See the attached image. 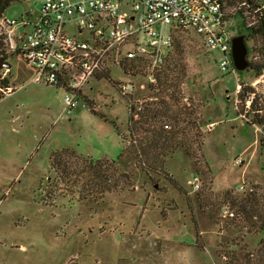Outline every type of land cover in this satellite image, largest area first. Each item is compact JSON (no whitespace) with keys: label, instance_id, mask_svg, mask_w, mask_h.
Wrapping results in <instances>:
<instances>
[{"label":"rangeland","instance_id":"obj_1","mask_svg":"<svg viewBox=\"0 0 264 264\" xmlns=\"http://www.w3.org/2000/svg\"><path fill=\"white\" fill-rule=\"evenodd\" d=\"M42 2L13 3L3 18L36 17ZM238 24L228 22L230 40L241 36ZM3 44L11 70L0 69V264H264V73L224 74L218 50L180 34L178 97L199 110L181 123L180 146L144 151V133L127 137V101L115 85L132 84L133 97L148 100L150 91L136 89L146 83L138 65L112 66L113 84L93 79L91 106L69 112L63 92L31 84L33 73ZM244 87L254 92L243 103ZM256 95L258 117L248 112Z\"/></svg>","mask_w":264,"mask_h":264},{"label":"built area","instance_id":"obj_2","mask_svg":"<svg viewBox=\"0 0 264 264\" xmlns=\"http://www.w3.org/2000/svg\"><path fill=\"white\" fill-rule=\"evenodd\" d=\"M222 4V0H43L36 17L29 13L18 21L2 18L0 24L6 35L3 41L33 73L30 83L62 91L64 108L70 112L91 106L87 92L93 79L106 71L110 74L112 66L138 65L146 83L136 89L150 91L148 100L135 99L132 84H116L128 112L134 110L131 115L137 119V112L156 100L150 88L172 60L176 39L184 32L199 37L206 50H218L223 55L218 63L221 72L236 76ZM182 102L191 103L188 97ZM212 128L209 124L208 130ZM189 186L192 192L200 190L198 174H193ZM242 190L241 186L237 191Z\"/></svg>","mask_w":264,"mask_h":264},{"label":"trees","instance_id":"obj_3","mask_svg":"<svg viewBox=\"0 0 264 264\" xmlns=\"http://www.w3.org/2000/svg\"><path fill=\"white\" fill-rule=\"evenodd\" d=\"M25 0H0V20L3 18L4 12L13 3L24 2ZM222 11L224 12V20L229 22L231 19H238L237 33L244 37L246 45H248V62L249 68L244 72L253 73V77L257 78L264 73V0H222ZM226 9L231 10L228 14ZM230 19V20H229ZM4 36L0 37V58L3 57L6 60V51L3 44ZM178 58H173L168 62L164 69L157 74V83L151 87L153 97L156 98L152 103H148L139 112H137V119H134L131 114L134 110L129 112L127 123V137L130 139L138 140V134L144 133V140L147 143H142L141 150L149 151L150 148H157L159 151H172L175 147L181 145V129L180 125L184 121H188L190 117L194 121V116L198 112V105L192 104L187 107L180 104L178 95L180 94L179 76H174V73L178 71L180 67L181 51H176ZM18 56L17 53H13ZM12 54V55H13ZM254 54L253 60L251 59ZM257 56V58H255ZM128 70V69H127ZM126 71V70H124ZM244 72H239L242 74ZM100 77V78H99ZM98 79H106L113 84L110 79L109 71L104 72ZM116 85V84H115ZM254 91L249 87H244L240 92L239 97L244 103L249 94ZM257 95L253 97L248 112H255L259 114L257 107L259 106L257 101ZM128 107V106H127ZM261 107V106H259ZM247 112V113H248ZM199 116L195 118V122L199 121ZM258 117V115H257ZM106 120V118H104ZM163 119H168L172 123L171 130H165L164 127L168 126ZM256 123V122H255ZM259 123H264V116H261ZM116 129V127H115ZM116 131L119 133L118 129ZM122 140L125 141V137L121 135ZM197 135H194V139ZM141 140V139H140ZM129 145V144H128ZM127 147L124 149L126 150ZM124 152L117 160L121 159ZM51 159V166L55 172H59V166L56 160ZM163 155L157 154L150 158L151 164L153 163L159 170L163 165ZM116 160V161H117ZM92 163L91 160H89ZM99 163L96 161L93 165ZM153 167V166H152ZM176 188H179L177 184H174ZM75 259L70 260L66 264H79Z\"/></svg>","mask_w":264,"mask_h":264},{"label":"water","instance_id":"obj_4","mask_svg":"<svg viewBox=\"0 0 264 264\" xmlns=\"http://www.w3.org/2000/svg\"><path fill=\"white\" fill-rule=\"evenodd\" d=\"M231 56L236 71L243 72L249 68L248 48L243 36L234 37L231 40ZM8 66L6 60L0 58V69Z\"/></svg>","mask_w":264,"mask_h":264},{"label":"crops","instance_id":"obj_5","mask_svg":"<svg viewBox=\"0 0 264 264\" xmlns=\"http://www.w3.org/2000/svg\"><path fill=\"white\" fill-rule=\"evenodd\" d=\"M3 19H4V18H3ZM7 60H8V59H7ZM7 60H6V61H7ZM10 68H11V67H10V65L8 64V66H7V68H6L5 71H6V72H7V71H10V70H11ZM69 112H70V111H69ZM148 221H149V220H148Z\"/></svg>","mask_w":264,"mask_h":264}]
</instances>
